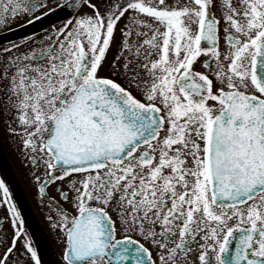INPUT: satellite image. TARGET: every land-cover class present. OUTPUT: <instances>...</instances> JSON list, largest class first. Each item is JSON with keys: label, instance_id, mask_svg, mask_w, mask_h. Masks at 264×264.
Returning a JSON list of instances; mask_svg holds the SVG:
<instances>
[{"label": "snow or ice", "instance_id": "snow-or-ice-1", "mask_svg": "<svg viewBox=\"0 0 264 264\" xmlns=\"http://www.w3.org/2000/svg\"><path fill=\"white\" fill-rule=\"evenodd\" d=\"M56 13L0 48V135L60 264H264V0H0V27ZM0 206V264H44L2 178Z\"/></svg>", "mask_w": 264, "mask_h": 264}, {"label": "flooded vegetation", "instance_id": "flooded-vegetation-1", "mask_svg": "<svg viewBox=\"0 0 264 264\" xmlns=\"http://www.w3.org/2000/svg\"><path fill=\"white\" fill-rule=\"evenodd\" d=\"M55 15L49 14L47 17L32 20L31 23H25V21L31 20L30 16H25L7 28L0 27V48L7 47L10 43H18L20 32L27 30L30 26L51 21L57 23ZM0 178L9 185L12 199L17 203L26 219V230L42 254L44 264H60V242L48 220L47 201H42L39 195L28 162L20 155L16 147L2 135H0ZM49 193L57 195L51 189H49ZM57 198L59 199L58 195ZM5 213L6 208L0 206V217Z\"/></svg>", "mask_w": 264, "mask_h": 264}, {"label": "rangeland", "instance_id": "rangeland-1", "mask_svg": "<svg viewBox=\"0 0 264 264\" xmlns=\"http://www.w3.org/2000/svg\"><path fill=\"white\" fill-rule=\"evenodd\" d=\"M55 24V23H53ZM53 24H42V25H34V26H30V28L28 27L27 30L20 32L19 34V40L18 43L20 41L21 38H37V37H41L43 36L45 31H50L51 27ZM25 28V27H23Z\"/></svg>", "mask_w": 264, "mask_h": 264}, {"label": "water", "instance_id": "water-1", "mask_svg": "<svg viewBox=\"0 0 264 264\" xmlns=\"http://www.w3.org/2000/svg\"><path fill=\"white\" fill-rule=\"evenodd\" d=\"M58 15L61 16V15H63V14H62V13H59Z\"/></svg>", "mask_w": 264, "mask_h": 264}]
</instances>
